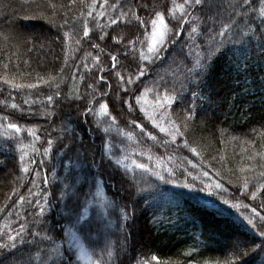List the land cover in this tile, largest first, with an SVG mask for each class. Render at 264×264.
<instances>
[{"label": "trees", "instance_id": "16d2710c", "mask_svg": "<svg viewBox=\"0 0 264 264\" xmlns=\"http://www.w3.org/2000/svg\"><path fill=\"white\" fill-rule=\"evenodd\" d=\"M55 2L67 5L69 0H55ZM86 2L91 3V0H86ZM114 2L115 0H108L109 4ZM102 3L104 0H96L93 17L96 16L97 11H106L100 7ZM122 3L130 6L147 3L150 8L156 5L157 10L164 11L166 15L168 7L171 6V0H122ZM254 6L257 12L261 7H264L260 4V0H254ZM25 8L35 11L34 4L29 8L27 5H23V0H0V33L7 32L9 37L5 40L3 35H0V49H6L9 54L16 51L18 41L5 23L6 20H14L16 30L22 36L31 38L35 47L31 52H28L26 48L31 45L20 46L19 56L11 57L10 70L15 71L18 66L19 72L25 74L20 78L19 82L22 83L37 82V74L46 78L48 74L55 76L59 73L58 81L59 77H63L60 91L64 95L54 97V103L49 105L45 97L52 95L55 89L48 85L38 84L36 89L25 88L19 92L11 90V96L7 91H0V116L6 115L11 122H16L25 128H36L37 134L41 136V140L36 142V147L41 152L44 147H47L49 134L53 139L59 137V129L62 127L64 119L70 116L73 124L77 126V132L83 136L82 150L90 149L87 151L89 161L93 158V153L97 159L100 157L103 141L108 139L112 144V152L116 155H128L150 167H155L159 162L160 170L166 177L168 173L163 172L164 167L171 168L175 172V176L171 179H174L176 183H165L154 177H149V182L153 186L146 191L137 193L131 180L124 181L123 191L118 192L117 189L112 188L113 181L109 179V176L114 165L106 162L99 170V175L102 178L101 188L105 194L120 204L131 203L135 207L136 218L132 238L130 244L125 245L118 264H135L137 257L150 258L151 255H156L160 260H169L178 262V264H188L189 260L192 261V264H225L226 261H233L234 241L237 238L241 241L242 249L256 250L244 257L243 264H264V255L258 249L261 241L264 240V237L260 235V232L264 231V227H253L244 219L245 216L251 215L252 207L264 215V208L261 207V204L264 203V189L257 192L256 199L252 200L249 198L251 190L242 193L240 183L228 171V169H235L240 162L241 155L245 154L242 153V149L248 148V145L242 143L243 141L255 140L257 148L259 147L257 133L264 131V87L260 84V79L264 77V62L252 64L245 74L237 73L235 68L227 62L226 57L215 61L208 77L209 84L213 89V102L204 106L203 116L198 113L191 125V130L186 134L189 143L202 153V156H196L180 146L184 137H177L176 143L165 145L163 142L169 140V137L153 127L151 122L145 118L144 113L140 111L141 105L137 104L135 99L144 91L145 86L153 88V81L159 82L161 77L167 81V85L147 94L145 99L148 105L155 104L157 96L162 97L166 89L171 92L174 80L176 91H180L177 66L181 60L191 66V60L187 57L188 49L184 46V37H180V43L174 46L169 41L162 59L154 62L144 61L145 75L137 79L133 85L127 86V90H125L119 86L118 77L111 69L112 61L109 53L118 56L119 64L116 71H120L125 76L129 73L135 76L141 64L139 52L137 51L133 55L125 45L138 35L140 39L144 38L145 29L137 22L118 23L106 27L103 30L107 32V35L104 40H100L101 30L95 26L97 20L100 24L106 25L108 16L112 15L114 18L116 10L106 11L105 16L95 20L93 17H88L89 27L92 29L90 39L83 38V20H81L79 30L72 33V36L75 39H80L81 43L76 45L74 39H69L68 45L72 50L68 52L67 63H65L63 32L68 30V26L58 29L51 27L43 20H24L22 16ZM125 10L127 9L125 8ZM64 11L65 9L59 10L61 14ZM83 11L87 12V9L85 8ZM79 12L80 5L77 0V4L68 13L69 19L74 14L79 15ZM137 13L145 18L154 15L143 8H138ZM62 19L63 15H59L57 23ZM25 25L30 26L25 27ZM170 26L174 29L178 27L175 21H170ZM114 36H123L122 43L115 44L112 39ZM93 43L98 44L99 48H93ZM136 48H140L139 43L136 44ZM100 49H104V51L101 52ZM87 53H92L93 56L99 55L101 63L97 67L85 68L83 66L85 63L92 65L91 57L83 59ZM25 60L28 61L27 64L24 63ZM0 61L8 62L3 54H0ZM99 67L105 68L106 71L99 72ZM61 68H63L62 71H60ZM2 73L3 68L0 67V74ZM172 73H177V77L174 78ZM101 75L106 79L97 83ZM245 75L248 78L247 91H245ZM89 84H94L100 92L107 91L109 93L106 97L97 96L93 103L98 107L100 102H106L109 111L116 117L119 127L134 132L136 143L119 136L115 131L105 137L96 128L91 115L87 116V123H84L85 117L81 113L88 106V94L92 91L88 88ZM108 84H111L112 87L108 88ZM77 88L83 97L82 100L69 101L66 99L69 91L75 92ZM25 99L30 102L24 103ZM124 100H127L132 106L131 111H129V105L124 104ZM3 101H7V104L2 103ZM13 102L19 105L18 109L10 107ZM187 103V100L184 104L177 102L168 109L178 122L182 121L183 108ZM202 119L205 121L203 124L201 123ZM132 120L144 125L145 131L151 132L157 137V140H150L146 135H143L139 129L135 128V125L130 123ZM253 129L256 130V133L253 132ZM220 130H225L223 136L220 135ZM232 136H235L236 139L231 140ZM222 139L227 143L222 144ZM31 141L32 137L28 135L27 131H22L18 139L13 137L5 141L0 137V145L7 143L10 146L6 151H0V207H6L4 212H0V227L8 224L18 230L21 223L33 220L29 213L34 209L27 204L21 209V218L19 219L15 214V209L11 215L7 209L12 208L15 201L19 199V195H25L28 200L35 203V199L28 195L29 189L31 188L34 192L44 189L43 175L45 174L50 180L47 190L54 194L51 199L56 205L47 213L49 227L53 229L57 221L64 223L57 210L60 205L56 200L60 182L52 175V166L55 165V172L59 177L65 175L62 157L55 153L69 142L68 137L65 136L63 140L54 145L53 154L45 160L43 168L39 167L42 156L29 150V158L35 159L36 164L30 166L32 170L28 174H22V164L19 161L21 152L18 150V144L22 142L27 145ZM72 147L75 150L76 144L73 143ZM134 149L136 151H133ZM139 151H147L151 154L152 159L149 160L147 155H138ZM221 155L226 157L224 161L220 160ZM193 165L196 166L193 167ZM37 171L41 172L38 180L40 189L32 188L33 175ZM204 172H207L208 175L204 176ZM22 175L24 178L20 180L19 177ZM116 175L118 177L119 173ZM85 176L86 180L82 182L81 192L87 191L91 187L92 176L87 171ZM193 176L197 179L193 180ZM184 182L194 184V188L183 187ZM217 182L223 185V190L212 187L206 191H200L205 185H214ZM14 188H18V193L13 194ZM8 196H11L12 199L8 200ZM224 199L229 200L230 204L239 202L241 205H248V207L231 208L230 205L222 203ZM146 200L148 203H145ZM207 200L215 201L221 208H225L227 213L216 215L213 209L204 205L203 202ZM153 215L162 217V222L158 226L150 222ZM89 216L90 219L85 226L86 230L99 231L101 240L108 237L113 241H119L121 233L117 225L120 222L116 214L111 216L115 223L110 228L105 226L102 209L98 206H91ZM257 223H260L258 218ZM54 231L58 238L62 237L59 229H54ZM135 233L138 235L139 243L142 244L138 250L132 245L133 240L135 242ZM29 239L33 238L29 236ZM35 240L36 242L30 248L24 249L23 256L19 252L16 253L9 264H17V261L20 264H27L28 256L34 255L47 243L38 237ZM188 252H191L192 255H186ZM35 264H39V262L36 261Z\"/></svg>", "mask_w": 264, "mask_h": 264}, {"label": "snow or ice", "instance_id": "6c2138e0", "mask_svg": "<svg viewBox=\"0 0 264 264\" xmlns=\"http://www.w3.org/2000/svg\"><path fill=\"white\" fill-rule=\"evenodd\" d=\"M35 5V11L24 9L22 19L24 20H43L50 24L53 28L64 29L68 26V30L63 32L65 38V63H67V56L70 49L68 45L69 39H74L75 44L81 43L80 39H75L72 33L79 30L80 21L83 20V38L90 39V32L92 29L89 27L88 17H93V10L96 8V0H91L87 3L86 0H79L80 12L79 15H72L69 19L68 13L72 11L73 6L77 4V0H69L68 4L56 3L55 0H23V5L29 8ZM260 4L264 5V0H260ZM106 11H115L114 18L112 15L108 16L106 25H102L97 20L96 28L100 29V40H104L107 32L103 29L117 25L118 23L131 24L137 22L145 30L143 32V39L139 35L134 40H129L126 48H129L133 55L138 51L139 59L141 61L140 67L135 76L128 74L123 75L120 71H116L119 60L116 54L109 53L111 56V69L114 71L115 76L118 77L119 86L127 90V86L133 85L137 79L143 77L146 71L144 61L154 62L155 60L162 59L169 41L174 46L180 43V37H184V46L188 49L187 57L191 60V66L181 60L178 67V76L180 83V91L177 92L175 88V80L171 92L165 90L162 97L157 96L155 104L148 105L145 97L148 93L158 89L161 86H166L167 81L163 77L160 81H153V88L145 86L144 91L135 97L137 104H140V111L144 113L145 118L151 122L154 128L158 129L160 133H164L169 140L163 143H176L177 137H184L182 140L183 148L188 149L196 156H202V153L197 147L192 146L186 134L191 130V125L195 121L198 113L203 116L204 106L213 102V89L209 84L208 77L210 70L213 68L216 60L226 57L227 62L235 68L237 73H247L249 68L254 63L264 62V7H261L257 12L254 6V0H171V6L167 9V15L162 10H157V6L153 5L151 8L147 3L135 4L130 6L122 3V0H115L114 3L109 4L108 0L100 5ZM87 9V12L83 9ZM125 8L127 10H125ZM138 8H143L150 13H154L150 18H145L137 13ZM60 9H65L61 14ZM106 11H97L93 19L106 15ZM63 15V19L57 23V17ZM170 21L177 22L178 27L175 29L170 26ZM9 30L16 36L18 41L16 51L7 53L6 49H0V54L5 55L8 62L0 61V67L3 68V73L0 74V91H7L11 96V90L19 92L22 89H36L38 84L48 85L55 89L52 95H47L45 99L49 105L54 103V97H61L64 95L60 91V83L63 77L48 74L45 78L37 74V82H19L25 74L20 73L18 66L15 71H11L12 56H19L20 46L31 45L27 47L26 51L31 52L35 47L34 41L31 38L22 36L17 30L14 20H6ZM30 25H25L28 27ZM150 27V31H149ZM4 39L7 40L8 33H0ZM113 41L119 45L123 41V36H114ZM139 43L140 48H136ZM93 48H99L96 43L92 44ZM101 52L104 49H100ZM92 58V65L85 63V68L97 67L101 61L100 56H93L92 53H87L83 59ZM28 63L27 60L24 61ZM61 68L60 71H62ZM99 72L106 71L105 68L99 67ZM30 75V74H28ZM174 78L177 73H172ZM105 76L101 75L97 83L105 81ZM245 91H247L248 78L244 76ZM260 84L264 87V77L260 79ZM111 88V84L107 85ZM88 88L92 91L88 94V106L85 107L81 113L85 117L84 123H87V116L91 115L94 118L96 128L108 137L109 134L115 131L119 136L126 138L128 141L136 143V136L133 131H126L119 127L117 119L109 111V106L106 102H100L97 107L94 101L97 96H108L107 91L100 92L94 84H89ZM30 95V94H29ZM82 95L77 88L75 92L72 90L66 96L69 101L82 100ZM185 100L188 101L183 108L182 121L178 122L173 118L172 114L168 111L170 107L179 102L184 104ZM25 99L24 103H29ZM124 104L129 105V111L132 106L127 100L123 101ZM2 103L7 104V101ZM147 105V106H146ZM12 109H18L19 105L11 103ZM23 111V110H22ZM47 114V113H45ZM139 129L143 135H146L150 140L156 141L157 137L151 132L145 131L144 125L138 123L136 120L130 121ZM201 123H205L202 119ZM22 131H27L28 135L32 137L31 143L25 145L22 142L18 144V150L21 152L19 161L22 164L21 173L28 174L32 169L31 165L36 164L35 159L29 158V150L37 155L42 156L39 167L43 168L45 160L53 154L54 145L63 140L65 136L68 137L69 142L64 144V147L59 149L55 155L61 156L65 175L59 177L55 172V165L52 166V175L54 178L59 179L60 187L57 189L58 196H56L57 203L60 207L57 209L60 212L61 219L64 223L57 221L53 229H50V222L47 220V213L53 207L51 197L53 193L47 190L50 183L48 175H43L44 189L32 191L29 189V196L35 199L28 200L25 195H19V199L15 201L12 208L7 209L9 215L15 209L17 218H21V209L25 204L34 209L29 213L33 217L31 222L25 221L19 225L16 230L10 225L5 224L0 227V264H9V261L16 256V253H21L23 256L24 249L30 248L39 238L41 241H46V245L37 251L34 255H29L27 264H118L120 255L125 250V245H129L132 233L135 226V207L133 204H120L115 199H110L101 188L102 178L99 175V170L106 162L114 165L109 179L113 181L112 188L117 191H123V183L125 180H131L132 185L136 187L137 193L146 191L153 185L149 182V177H154L156 180L165 183H176L173 169L164 167L163 172H167L166 177L161 169V164L158 162L155 167H150L146 163L138 162L128 155H116L112 152V144L108 139L103 141V150L100 157L97 159L93 153V158L89 161L87 150H82L83 136L77 132V126L73 124L72 118L66 117L63 121L62 127L59 129L60 136L53 139L49 134L47 140V147H44L42 152L36 147V142L41 140V136L37 134V129L34 127H27L11 122L8 116H0V137L5 141L20 136ZM55 131V129H54ZM256 133V130L253 129ZM225 130H220V135L223 136ZM259 139V147L257 148V141L245 140L242 143L247 144L248 148L242 149L241 159L235 169H228L229 173L235 177V180L240 183V191L242 193L251 190L252 200L257 197V192L264 189V131L257 133ZM231 140L236 137L232 136ZM73 143L76 144L73 150ZM221 143L227 141L221 140ZM10 146L5 143L0 145V151H6ZM133 151H136L135 149ZM70 153H72L70 155ZM138 155H147L151 160L152 156L147 151H139ZM27 158V159H26ZM215 159V157H213ZM226 157L220 156V160L224 161ZM191 163V161H189ZM196 165H193L195 167ZM92 170H96L93 172ZM92 176L91 187L87 191L81 192L82 182L86 180L85 172ZM117 173L119 176L117 177ZM219 174V173H218ZM191 175V173H189ZM204 176L208 173L204 172ZM41 172L37 171L33 175L32 188L40 189L38 180ZM140 177L139 179L137 177ZM24 176L19 177L23 180ZM193 180L197 177L193 176ZM231 182V181H230ZM119 185V187H117ZM185 188H194V184L187 182L183 183ZM214 187L215 189L223 190V185L219 182L214 185H205L200 191H206ZM18 193V188L13 189V194ZM211 194V193H210ZM8 200L12 197L8 196ZM145 203H148L146 200ZM204 205L215 211L216 215H225L227 210L221 208L215 201L207 200L203 202ZM225 205H230L231 208L239 209L241 206L248 207V205H241L239 202L231 203L229 200L222 201ZM96 205L102 209V215L105 218V226L110 228L115 221L111 219L113 214L117 215L119 224L117 225L121 237L119 241H113L108 237L103 240L100 238L99 231L93 232L91 229L85 228L90 219L89 212L91 206ZM264 208V203L261 204ZM6 207H0V212H4ZM259 219V224L257 223ZM247 223L253 227H264V215L257 211L255 207L251 208V215L244 217ZM153 225H159L162 222V217L153 215L150 221ZM6 229V230H5ZM42 229V230H41ZM54 229H59L62 237L58 238L55 235ZM264 237V231L260 232ZM31 236L33 239H29ZM103 245V246H102ZM261 254L264 255V240L258 246ZM255 249H242L241 241L237 238L234 241L233 247V261L225 262V264H243L244 257L249 255ZM186 255L191 256L192 253L188 252ZM178 264L169 260H160L156 255H151L150 258L137 257L136 264ZM17 264H20L17 261ZM188 264H192L189 260Z\"/></svg>", "mask_w": 264, "mask_h": 264}, {"label": "rangeland", "instance_id": "374dc122", "mask_svg": "<svg viewBox=\"0 0 264 264\" xmlns=\"http://www.w3.org/2000/svg\"><path fill=\"white\" fill-rule=\"evenodd\" d=\"M35 31H36V30H35ZM149 31H150V29H149ZM146 106H147V105H146ZM134 237H135V242H134V240H133V243H134V244L132 243V245H134L135 248L137 247L136 249L138 250L139 248H141L142 244H140L139 241H138V235H137V233L134 234ZM137 250H136V252H138ZM135 264H136V262H135Z\"/></svg>", "mask_w": 264, "mask_h": 264}]
</instances>
